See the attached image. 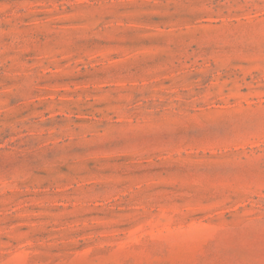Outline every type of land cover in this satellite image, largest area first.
Returning <instances> with one entry per match:
<instances>
[{
  "label": "rangeland",
  "instance_id": "1",
  "mask_svg": "<svg viewBox=\"0 0 264 264\" xmlns=\"http://www.w3.org/2000/svg\"><path fill=\"white\" fill-rule=\"evenodd\" d=\"M0 264H264V0H0Z\"/></svg>",
  "mask_w": 264,
  "mask_h": 264
}]
</instances>
